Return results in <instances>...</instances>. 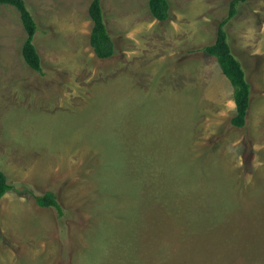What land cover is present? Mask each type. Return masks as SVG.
Returning <instances> with one entry per match:
<instances>
[{
  "label": "rangeland",
  "instance_id": "rangeland-1",
  "mask_svg": "<svg viewBox=\"0 0 264 264\" xmlns=\"http://www.w3.org/2000/svg\"><path fill=\"white\" fill-rule=\"evenodd\" d=\"M92 1L25 0L42 74L19 10L0 7V169L32 187L0 202V264H264V0L225 25L253 83L243 127L204 50L233 0H168L164 21L150 0H101L110 58ZM47 191L62 216L37 204Z\"/></svg>",
  "mask_w": 264,
  "mask_h": 264
},
{
  "label": "trees",
  "instance_id": "trees-1",
  "mask_svg": "<svg viewBox=\"0 0 264 264\" xmlns=\"http://www.w3.org/2000/svg\"><path fill=\"white\" fill-rule=\"evenodd\" d=\"M247 0H233L228 17L218 24L217 37L214 44L204 47L207 54L217 58L223 73L230 79L234 87V101L236 103V114L232 123L236 127H243L246 124L247 114L250 108L251 85L248 81L246 70L241 60H239L231 47L228 32L225 25L228 21L238 14V5ZM150 10L152 14L160 19L167 20L170 18V4L168 0H150ZM2 5H12L16 7L23 21L26 31V38L23 43V57L27 65L36 72L43 73V62L41 55L34 43V37L38 30L35 17L26 5L25 0H0ZM90 18L93 21L90 42L95 53L100 58H110L116 52L115 42L112 39L107 28L104 10L101 0H93L89 7ZM24 187L17 190V187L9 183L6 173L0 169V202L3 197L11 190H17L21 195L32 191L30 184L21 183ZM27 186V187H26ZM24 196V195H23ZM35 200L42 208L56 209L59 216H62V206L58 201L56 193L47 191L43 194L36 195Z\"/></svg>",
  "mask_w": 264,
  "mask_h": 264
},
{
  "label": "crops",
  "instance_id": "crops-1",
  "mask_svg": "<svg viewBox=\"0 0 264 264\" xmlns=\"http://www.w3.org/2000/svg\"><path fill=\"white\" fill-rule=\"evenodd\" d=\"M252 54H253V56H263L264 57V55L260 52H253ZM262 65H263V73L261 74L260 72H258L257 80L255 81V84H260V86L263 85V88L261 90V94L259 95L260 100H258V101H264V58H263ZM259 66H260V68H259V71H260L261 70L260 63H259ZM249 83H250V85H253V83L251 81H249ZM252 90H253V87H252ZM250 95H251V97H250V101H251L252 94H250Z\"/></svg>",
  "mask_w": 264,
  "mask_h": 264
},
{
  "label": "clouds",
  "instance_id": "clouds-1",
  "mask_svg": "<svg viewBox=\"0 0 264 264\" xmlns=\"http://www.w3.org/2000/svg\"><path fill=\"white\" fill-rule=\"evenodd\" d=\"M226 76V75H225ZM228 78V77H227ZM229 79V78H228ZM230 80V79H229ZM233 86V85H232ZM234 88V87H233ZM235 102V101H234ZM250 106H251V101H250Z\"/></svg>",
  "mask_w": 264,
  "mask_h": 264
}]
</instances>
